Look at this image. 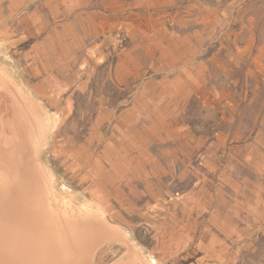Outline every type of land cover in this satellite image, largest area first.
<instances>
[{"label":"rangeland","instance_id":"374dc122","mask_svg":"<svg viewBox=\"0 0 264 264\" xmlns=\"http://www.w3.org/2000/svg\"><path fill=\"white\" fill-rule=\"evenodd\" d=\"M32 118L90 264H264V0H0V149Z\"/></svg>","mask_w":264,"mask_h":264},{"label":"bare ground","instance_id":"6f19581e","mask_svg":"<svg viewBox=\"0 0 264 264\" xmlns=\"http://www.w3.org/2000/svg\"><path fill=\"white\" fill-rule=\"evenodd\" d=\"M31 109V116L36 118V109ZM33 118L26 119L29 122L26 126L15 124L17 141L0 149L5 174L0 203L8 214L0 223V264H90V254L98 243L99 234L110 224L94 216L91 218L96 219L97 224L91 221L83 225L54 216L50 179L46 174L49 184L46 188V181H42L44 178L36 170L31 155L43 143L38 136L39 116L36 122ZM107 229L121 232L118 228Z\"/></svg>","mask_w":264,"mask_h":264}]
</instances>
